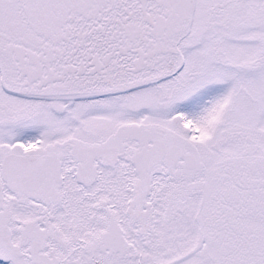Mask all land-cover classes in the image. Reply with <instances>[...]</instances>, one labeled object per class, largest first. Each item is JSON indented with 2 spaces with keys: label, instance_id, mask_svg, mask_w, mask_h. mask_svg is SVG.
Wrapping results in <instances>:
<instances>
[{
  "label": "snow or ice",
  "instance_id": "obj_1",
  "mask_svg": "<svg viewBox=\"0 0 264 264\" xmlns=\"http://www.w3.org/2000/svg\"><path fill=\"white\" fill-rule=\"evenodd\" d=\"M0 264H264V0H0Z\"/></svg>",
  "mask_w": 264,
  "mask_h": 264
}]
</instances>
